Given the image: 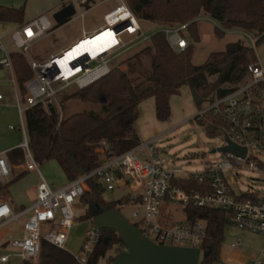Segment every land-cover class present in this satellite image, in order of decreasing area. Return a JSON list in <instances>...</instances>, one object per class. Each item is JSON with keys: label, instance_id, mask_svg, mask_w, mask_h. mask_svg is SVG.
<instances>
[{"label": "built area", "instance_id": "built-area-1", "mask_svg": "<svg viewBox=\"0 0 264 264\" xmlns=\"http://www.w3.org/2000/svg\"><path fill=\"white\" fill-rule=\"evenodd\" d=\"M106 1V0H104ZM118 5L103 15L102 26L92 32L84 31L82 36L69 47L44 60H34L28 55L32 44L54 31L55 21L47 15H42L29 22L15 26L9 32L10 46L0 35V68L13 70L12 52H18L29 57L28 64L33 73L31 80L25 83L26 95L16 91L15 102L19 118V131L23 135L20 149L23 153L22 167L25 172L37 175L35 202L18 211L0 200V239L3 230L9 225L22 221L18 229L19 236H12L6 243L9 249L0 256V264H25L36 262L39 257L41 241L44 240L54 247L64 250L69 231L76 217L73 207L88 190L90 179L97 178L103 184V190L114 191L123 183L130 188L128 199L121 200L116 209H131L135 227L158 245L199 249L202 257V243L206 235V225L202 220L178 223L168 222L163 211L169 205L185 208H212L228 214V225L240 231L264 238V196L257 200L245 199L242 194H235L231 189L225 173L263 172L260 166L264 164L250 152L264 155V59L257 51V40L242 30H236L239 35L249 40V47L254 51L256 61L249 67L248 79L234 91L223 98H214L209 105L196 114L193 121L203 125L205 130L213 135L222 133L225 146L232 143L246 150L245 157L230 153H221L213 163H208L205 169L192 175L199 189L186 190L176 186L175 175L164 170L155 152L156 143L160 137L139 143L135 148L119 156H113L101 143L99 153L103 162L91 173L79 176L60 190H52L39 172V163L34 159L29 148L25 131L24 113L34 106H41L46 112L53 108L60 110L58 93L66 89L83 90L107 76L114 63L123 53L132 48L149 42L139 24V19L126 5L125 0H117ZM89 5L87 0H66L65 7L72 6L75 14L72 17L83 18L85 12L81 9ZM77 10L79 14L77 15ZM71 17V18H72ZM189 23L168 25L164 33L169 47L174 52H182L189 46ZM233 31V30H231ZM110 32L115 44L109 49L92 56L86 42L103 33ZM230 32V31H228ZM81 45L83 52L68 60L66 64L60 61L72 48ZM26 58V57H25ZM0 95V100H2ZM11 130L14 127H10ZM145 154L146 159L141 157ZM14 178L12 166L7 159V153L0 151V191ZM233 182V177H230ZM245 193H253L247 191ZM255 194V193H253ZM46 227V231L43 230ZM101 237V230L91 224L85 234L84 241L76 255H72L78 264H88L96 245ZM5 244V243H4ZM236 242L232 248L239 246ZM109 259L110 256H106ZM105 257V258H106ZM264 260V245L259 256L247 264H261Z\"/></svg>", "mask_w": 264, "mask_h": 264}, {"label": "trees", "instance_id": "trees-1", "mask_svg": "<svg viewBox=\"0 0 264 264\" xmlns=\"http://www.w3.org/2000/svg\"><path fill=\"white\" fill-rule=\"evenodd\" d=\"M65 1L60 0L61 8L65 7ZM125 1L140 21L174 25L189 23L187 37L193 41L198 40L195 20L202 12L218 24V28H215L218 38L223 37L226 31L238 29L254 37L262 35L256 46L264 44V0ZM23 22V8L0 7V23ZM192 53L190 44L184 51L174 52L164 33L158 31L150 35L148 47L127 61L125 72L112 69L107 76L71 95L80 102L100 106L102 116L91 112L75 113L60 120L58 112L50 114L41 106L27 109L24 113L25 131L34 159L40 164L56 162L66 177L74 181L80 175L73 170L72 162L75 161L77 168L84 174L91 173L100 165L99 149L102 142L113 156L128 152L139 144L135 122L141 102L152 98L156 120L166 122L171 114L169 100L183 86L195 90L202 100L223 98L246 82L249 67L256 61L254 51L240 40L226 44L223 51L211 53L198 66L192 63ZM11 59L18 92L25 96L24 85L32 79L33 73L22 54L12 52ZM205 132L208 136H215L209 130ZM7 158L12 166L22 164V150L15 148L9 151ZM24 175V172L14 175L13 180L4 188ZM173 183L186 190L199 189L192 175L183 179L176 178ZM87 186L88 190L78 201L83 202L86 207L81 219L92 224V219L100 213V208L114 209L120 201L105 203L101 197L103 186L97 178L90 179ZM258 196L257 193L241 195L251 200H257ZM183 213L188 222L202 220L206 225L199 264H219L228 214L218 209L193 207L183 209ZM2 247L8 251L9 244L5 243ZM125 249L118 234L112 230H101L100 240L88 264H99L112 250L116 255ZM111 259L110 256L109 262ZM25 264L78 263L70 253L42 240L37 261Z\"/></svg>", "mask_w": 264, "mask_h": 264}, {"label": "rangeland", "instance_id": "rangeland-1", "mask_svg": "<svg viewBox=\"0 0 264 264\" xmlns=\"http://www.w3.org/2000/svg\"><path fill=\"white\" fill-rule=\"evenodd\" d=\"M59 1L60 0H0V4H2L1 6L14 9L23 8L24 21L29 22L42 15H47V17L52 20L53 14L61 8ZM117 5V0H90L88 7H83L81 9L85 12L83 18L74 16L61 26L55 24L52 33L31 45L28 55L34 60H44L57 50L69 47L81 37L84 31L92 32L102 26L103 15ZM76 14H79V10H77ZM195 21L197 23L196 30L198 40L193 41L189 36L188 40L193 48L192 63L196 66L203 64L211 53L223 51L225 45L230 42L240 40L246 46L250 45L248 38L239 35L236 30L230 32L226 31L223 37L218 38L215 35V28H218V24L202 12ZM139 24L142 31L148 37L158 31L165 30L168 25H174L172 23L161 24L146 21H139ZM8 43L9 41L7 39L5 44L9 47L10 43ZM148 46L149 42H146L123 53L114 63V69L125 72L127 70V61L136 54L141 53L143 49ZM257 51L259 57L264 59V44L258 45ZM25 57L27 61H29V57L27 55H25ZM210 80L212 81L213 79L211 78ZM75 91L76 90L70 88L58 93L57 99L60 103L58 114L60 120L75 113L91 112L95 115H103L100 106L83 103L76 98H72L71 95ZM6 92L7 89L0 88V94L6 96ZM20 97L21 99L24 98V96ZM202 101L199 107L195 105L191 96V91L187 86H183L177 95L171 96L169 100L171 114L169 119L166 122H162V124L155 118V106L152 98L143 101L142 106L139 107L138 105V116L135 122L136 131L142 133L144 131L147 134V137L141 142L160 137V139L154 143V147L156 148L155 152L159 156L162 168L173 173L176 178H182L188 174L201 173L208 163H213L219 158L221 153L218 150L225 145L222 133L219 132L214 137L208 136L204 127L197 121H193L198 111L209 105L208 99ZM5 104H7V107L3 106ZM14 104V100L10 102L5 100L0 103V151L3 152H7L5 145L17 143L18 140L22 143L24 140L19 130L9 129L10 126H19V118ZM12 112H15V117ZM146 122L149 123V126L144 127ZM250 155L258 157L264 164V155H259L252 151ZM141 157L146 159L145 154H141ZM259 168L263 172H249L244 170L237 175H235V173L226 172L225 177L233 192L239 195L240 193L252 191L259 196H264V167L260 166ZM58 169L60 170V167L56 162L39 163V172L48 183H57L59 181ZM231 176L233 177V182H230ZM37 183V175L28 173L25 177L8 187L7 197L16 204L25 202V200L29 198L31 192L29 188L34 184L37 185ZM4 194L5 193H1V197ZM123 195L124 192L120 191L119 187H115L114 191L103 190L101 192L102 200L107 204L121 201ZM168 208L174 211L177 210L178 215H175V220H182L184 218V213L179 206L169 205ZM85 211L86 207L83 205V202L76 201L73 207L76 220L69 231V239L64 245V250L71 255H76L78 253L80 243L86 231L91 226L90 221L81 219ZM120 213L126 217L131 224H135L131 209H120ZM21 224L22 221H19L6 227L3 230L5 235L3 238L8 240L14 235L19 236L18 229ZM43 230L46 231V227H43ZM238 241L243 245L235 249L230 248L232 243ZM250 243H252L253 250H256L255 252L245 248L244 245ZM263 244L264 239L249 232H243L230 225H226L224 227L223 241L221 243L222 258H220L219 264H224L223 258L229 257V254L235 250H241L256 258L259 256ZM6 253L7 251L0 248V256ZM107 256L113 258L115 256L114 250L109 252ZM99 264L111 263L106 257L102 259Z\"/></svg>", "mask_w": 264, "mask_h": 264}, {"label": "water", "instance_id": "water-1", "mask_svg": "<svg viewBox=\"0 0 264 264\" xmlns=\"http://www.w3.org/2000/svg\"><path fill=\"white\" fill-rule=\"evenodd\" d=\"M75 10L72 6L59 9L52 16L57 25L66 23ZM195 105H201L202 99L193 89H190ZM50 114L55 110L50 108ZM220 153H230L239 157H245L246 150L228 143L227 146L218 150ZM73 170L80 176L83 171L77 168L76 162H72ZM97 209H99L97 207ZM92 224L100 230H112L125 244L126 249L116 254L110 261L111 264H199L200 251L194 248L158 245L143 235L137 227L131 224L126 217L116 208H100Z\"/></svg>", "mask_w": 264, "mask_h": 264}, {"label": "crops", "instance_id": "crops-1", "mask_svg": "<svg viewBox=\"0 0 264 264\" xmlns=\"http://www.w3.org/2000/svg\"><path fill=\"white\" fill-rule=\"evenodd\" d=\"M60 5H61V2L59 1ZM2 4H0V7H5V6H1ZM6 8H9V7H6ZM14 9V8H13ZM61 9V8H60ZM57 12V11H56ZM23 23H26L25 21ZM22 23V24H23ZM19 24H16V23H0V35H2L4 37V42L6 43L7 39L10 43V39H9V32ZM9 30V31H8ZM82 36V35H81ZM8 43V44H9ZM65 49V48H64ZM64 49H61V50H57L56 52L50 54L49 56L51 55H55L57 53H59L60 51L64 50ZM0 88H3V89H7V92H6V96H3L2 94H0L3 98L2 100H0V103L1 102H4L5 100H7V102L9 101H15V93L16 91L18 92V89H17V86H16V82H15V76H14V72L13 70H7V69H2L0 68ZM189 89V88H188ZM190 90V89H189ZM9 104V103H7ZM7 104L3 105L4 107H7ZM143 102H141L139 104V107L142 106ZM12 105H13V102H12ZM155 106V104H154ZM13 107V106H12ZM14 107L16 109V112H17V107H16V102L14 104ZM13 113V116L15 117V112H12ZM18 115V113H17ZM162 124V122H160ZM149 126V123H145L144 124V127H147ZM11 127V126H10ZM9 127V129H10ZM13 127V126H12ZM19 130V128L17 127H14L13 130ZM11 130V129H10ZM137 136H138V139H139V143H141V141L143 139H145L147 137V134L146 132L143 131L142 132H137ZM150 140V139H149ZM20 144H21V141L18 140L17 143H13V144H10V145H5L6 146V153L8 154L9 151L15 149V148H20ZM8 159V158H7ZM103 159L104 157L100 154V160H99V163H102L103 162ZM50 162V161H49ZM54 162V161H52ZM23 164V163H22ZM22 164L20 165H17V166H12V170H13V173L15 175L17 174H21V173H25L24 177L29 173V172H25L23 167H22ZM58 175L60 177L59 181L57 183H48L49 187L52 189V190H60L62 188H64L68 183H70L71 181L66 177V175L63 173V171L60 169H58ZM33 174V173H32ZM184 177L182 178H178V179H183ZM119 189L120 191H123L124 192V195H123V199H128L129 196H130V188L128 185L126 184H122L119 186ZM29 190L31 191L30 194H29V198H27V200H25V202H19L18 204H16L15 202H13L9 197H7V194H8V187L7 188H3L1 191H0V200L2 201H5L7 202L10 207L12 208L13 211L15 212H18L30 205H32L35 201V198H36V184L32 185ZM1 193H5L4 195H2L1 197ZM169 206H167L164 211H163V216L164 218L170 222V223H178V222H183L186 220V217L184 215V218L182 220H175V215H178V212L177 210H170L168 208ZM183 211V210H182ZM87 232V231H86ZM244 232V231H243ZM86 234V233H85ZM254 235V234H253ZM5 235L3 234L2 238L0 239V248L3 249L2 245L6 242H8L10 239L6 240L4 239ZM257 236V235H255ZM257 237H260L262 239H264L263 237L261 236H257ZM84 238H85V235L80 243V246H79V250L81 248V245L84 241ZM68 239H69V235H68ZM67 239V241H68ZM239 242V241H238ZM240 245L239 246H242L243 244L241 242H239ZM234 244V243H232ZM231 244V245H232ZM264 245V244H263ZM245 248H247L249 251H256V250H253L252 248V243L250 244H245L244 245ZM238 247V246H237ZM235 247V248H237ZM232 248V247H230ZM233 248V249H235ZM78 250V251H79ZM8 252V251H7ZM220 258H222V254H221V250H220ZM254 257L250 256V254H247L241 250H235V251H232L230 254H229V257H226V258H223L224 260V264H247L249 260L253 259ZM221 260V259H220ZM261 264H264V260L262 261Z\"/></svg>", "mask_w": 264, "mask_h": 264}, {"label": "bare ground", "instance_id": "bare-ground-1", "mask_svg": "<svg viewBox=\"0 0 264 264\" xmlns=\"http://www.w3.org/2000/svg\"><path fill=\"white\" fill-rule=\"evenodd\" d=\"M97 38H100V39H97ZM88 42H91V43H87V45H90V47L86 49H88L89 53L92 56L97 55L100 52L109 49L112 45L115 44L113 35L110 32L103 33L102 35L95 37L93 40L88 41ZM81 45H84V44H78V46H76L75 48H72L69 53L65 54L62 61L59 62L60 65L66 64L68 60L72 59L75 56L80 55L85 49Z\"/></svg>", "mask_w": 264, "mask_h": 264}, {"label": "snow or ice", "instance_id": "snow-or-ice-1", "mask_svg": "<svg viewBox=\"0 0 264 264\" xmlns=\"http://www.w3.org/2000/svg\"><path fill=\"white\" fill-rule=\"evenodd\" d=\"M107 35V34H106ZM97 39H100V38H97ZM86 43H91V42H86Z\"/></svg>", "mask_w": 264, "mask_h": 264}]
</instances>
